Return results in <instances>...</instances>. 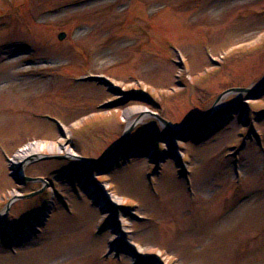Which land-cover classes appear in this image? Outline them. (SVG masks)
Instances as JSON below:
<instances>
[{"label": "rangeland", "instance_id": "obj_1", "mask_svg": "<svg viewBox=\"0 0 264 264\" xmlns=\"http://www.w3.org/2000/svg\"><path fill=\"white\" fill-rule=\"evenodd\" d=\"M263 77L264 0H0V264H264Z\"/></svg>", "mask_w": 264, "mask_h": 264}, {"label": "water", "instance_id": "obj_2", "mask_svg": "<svg viewBox=\"0 0 264 264\" xmlns=\"http://www.w3.org/2000/svg\"><path fill=\"white\" fill-rule=\"evenodd\" d=\"M65 35H66L65 32H61L59 34V38L63 39L65 37ZM91 78L99 79V77H92V76H91ZM101 81L104 82L106 85H110L111 84V82L108 79H103ZM263 84H264V77L259 82L258 87H260ZM109 89L111 91H116V88H113V87H111ZM233 90L250 91L251 89H249L248 87H232V88L228 89L227 91H233ZM130 96H131V98L134 97V95H130ZM129 97H127L126 99H124L121 102H125L126 100H128ZM212 110H213L212 108L209 109L202 117H200L198 120H196V122H195L196 126H198L200 124L201 120H203V118H205V116L209 115ZM164 121L169 123L165 119H164ZM128 134H129V131H124V133H123L122 137L120 138L119 142L117 143V145L114 147V149L111 151V153L108 156L113 155L123 145V143L126 140ZM47 156H50V155H47ZM20 168L21 167L17 168V167L11 166V175L14 177L15 181L18 184H24L25 181L44 180V178H42V177H33V176L26 175L25 173L20 171ZM42 190H43V188H41L39 190H36V191H33L31 193L25 194L24 196H26V197L33 196V195H35L37 193H40Z\"/></svg>", "mask_w": 264, "mask_h": 264}, {"label": "bare ground", "instance_id": "obj_3", "mask_svg": "<svg viewBox=\"0 0 264 264\" xmlns=\"http://www.w3.org/2000/svg\"><path fill=\"white\" fill-rule=\"evenodd\" d=\"M19 48H22L23 46L22 45H19L18 46ZM13 51V49H12ZM22 56V55H21ZM16 57V58H13L12 60L9 61V63L13 66V67H16L17 69H14L12 70L10 73H8L6 76H13L17 73H19L21 71V68H19L21 62L26 59V57ZM221 104H223V101H220L216 106H220ZM131 113H141V115H143L146 111V109L144 107H135V108H132L131 110ZM45 143L43 142H39V143H34V144H31L30 146H27L25 148H23L20 153L15 157L13 163H14V166L15 167H21L20 168V171L23 172V166L22 165V162L26 161L27 159L35 156V155H39V150L42 146H44ZM113 200H116L113 199ZM125 232V231H123Z\"/></svg>", "mask_w": 264, "mask_h": 264}]
</instances>
